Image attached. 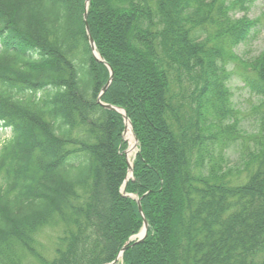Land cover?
<instances>
[{
    "label": "trees",
    "instance_id": "obj_1",
    "mask_svg": "<svg viewBox=\"0 0 264 264\" xmlns=\"http://www.w3.org/2000/svg\"><path fill=\"white\" fill-rule=\"evenodd\" d=\"M86 1L0 0V264H264V50L237 54L259 32L254 0ZM85 14L114 73L102 102L139 141V244L125 122L98 102L110 71ZM235 75L258 98L245 113Z\"/></svg>",
    "mask_w": 264,
    "mask_h": 264
},
{
    "label": "rangeland",
    "instance_id": "obj_2",
    "mask_svg": "<svg viewBox=\"0 0 264 264\" xmlns=\"http://www.w3.org/2000/svg\"><path fill=\"white\" fill-rule=\"evenodd\" d=\"M243 14H238L237 17H241ZM248 17L252 20L259 21V32L253 35L249 41L242 45L237 51L238 55H243V58L249 59L256 57L264 50V0H254L250 5ZM231 89V99L234 102L235 106L242 110L244 113L250 110V108L258 103V98L250 92V90L245 87L243 80L239 77V75L233 76L232 80L229 83ZM252 124L246 122L245 128L247 131H252ZM133 126V125H132ZM135 134V133H134ZM136 135V134H135ZM11 136V131L9 129H1L0 128V142L9 138ZM137 137V136H136ZM124 142L126 143V151L131 149L127 156L128 158H134L138 153V149H133L134 139L131 131L128 129L125 130L123 134ZM138 139V138H137ZM139 142V141H138ZM125 151V152H126ZM124 155L126 156V153ZM137 153V154H136ZM232 164L236 166L238 163L236 161V157L238 156V149L233 151ZM135 158L132 160L134 163ZM143 229V228H142ZM142 231V230H141ZM137 236V235H136ZM39 242L42 244L41 249L46 254L48 258H52L55 251V240H56V232L52 229H45L39 235ZM27 264V262H26Z\"/></svg>",
    "mask_w": 264,
    "mask_h": 264
},
{
    "label": "water",
    "instance_id": "obj_3",
    "mask_svg": "<svg viewBox=\"0 0 264 264\" xmlns=\"http://www.w3.org/2000/svg\"><path fill=\"white\" fill-rule=\"evenodd\" d=\"M89 3H90V0H87V1H86V7H87V8H88V6H89ZM84 20H85V22H86V30H87V35H88V39H89V44H90V47H91V50H92V52H93L94 57L97 59V61L103 63V64L109 69V71H110V79H109V81L107 82V84L105 85V87L103 88V90H102V92H101V94H100V96H99V98H98V102H99L101 105H103L106 109L111 110V111H116V112H118L119 114L122 115V117H123V119H124V122H125V127H126V129H128L129 126H130V128H131V133H132V136H133V139H134V145H133L132 148H133V149H137V148H138V143H139V142H138V139H137L136 135L134 134V130H133L132 123H131V121H130L128 115L126 114V112H125L123 109L117 108V107L112 106V105L104 104V103L102 102V97H103V95L105 94V92L107 91L108 87H109V86L111 85V83H112V79H113V77H114V73H113V70L111 69V67H110V66H109V65H108V64L102 59V57H101V56L98 54V52H97L96 44H95V41H94V39H93V37H92V35H91L90 27H89L88 22H87V20H88V15H87V14H85V18H84ZM130 150H131V149H128V150L125 152V153H126V156H125V157H126V161H127V163H128V166H129V175H128L126 181H125V186H124V188H123L122 193H123L124 196H128V197H130V198L136 200V202H137V204H138V208H139L140 214L142 215L143 220H144V222H143V223H144V226H143L142 231H141L137 236L133 237V238L129 241L128 245L130 244V242H133V241H135V240H137L136 244H139V243L143 242V241L147 238L148 231H149V225H148V222H147V220H146V218H145V216H144V214H143V209H142V205H141V199L138 198L137 196L127 195V194L125 193V188H126L127 182L129 181L130 178H133V170H134L133 161H132V163H131V162L129 161L128 156H127V153H128ZM126 249H127V247H124V248L122 249V251H121V253H120V255H119V258L123 255V253L125 252ZM119 258H118V259H119Z\"/></svg>",
    "mask_w": 264,
    "mask_h": 264
},
{
    "label": "bare ground",
    "instance_id": "obj_4",
    "mask_svg": "<svg viewBox=\"0 0 264 264\" xmlns=\"http://www.w3.org/2000/svg\"><path fill=\"white\" fill-rule=\"evenodd\" d=\"M128 130L129 131H131V128H130V126L128 127ZM134 158H131V157H129V161L132 163V160H133Z\"/></svg>",
    "mask_w": 264,
    "mask_h": 264
}]
</instances>
